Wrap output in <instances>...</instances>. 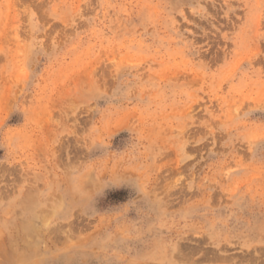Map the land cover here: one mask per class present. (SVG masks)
I'll return each instance as SVG.
<instances>
[{
    "label": "rangeland",
    "instance_id": "1",
    "mask_svg": "<svg viewBox=\"0 0 264 264\" xmlns=\"http://www.w3.org/2000/svg\"><path fill=\"white\" fill-rule=\"evenodd\" d=\"M0 264H264V0H0Z\"/></svg>",
    "mask_w": 264,
    "mask_h": 264
}]
</instances>
